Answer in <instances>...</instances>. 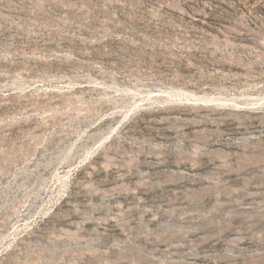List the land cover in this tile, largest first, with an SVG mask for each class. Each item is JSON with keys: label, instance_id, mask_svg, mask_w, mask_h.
Returning a JSON list of instances; mask_svg holds the SVG:
<instances>
[{"label": "rangeland", "instance_id": "374dc122", "mask_svg": "<svg viewBox=\"0 0 264 264\" xmlns=\"http://www.w3.org/2000/svg\"><path fill=\"white\" fill-rule=\"evenodd\" d=\"M0 264H264V0H0Z\"/></svg>", "mask_w": 264, "mask_h": 264}]
</instances>
